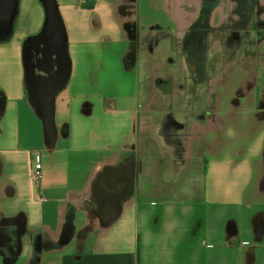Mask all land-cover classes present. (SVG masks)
<instances>
[{
    "label": "crops",
    "instance_id": "1",
    "mask_svg": "<svg viewBox=\"0 0 264 264\" xmlns=\"http://www.w3.org/2000/svg\"><path fill=\"white\" fill-rule=\"evenodd\" d=\"M51 7L46 109L24 47ZM148 25L142 0H0V264H264V39L238 61L209 43L193 73Z\"/></svg>",
    "mask_w": 264,
    "mask_h": 264
},
{
    "label": "rangeland",
    "instance_id": "2",
    "mask_svg": "<svg viewBox=\"0 0 264 264\" xmlns=\"http://www.w3.org/2000/svg\"><path fill=\"white\" fill-rule=\"evenodd\" d=\"M151 1L142 0V12L147 20H150V25L146 26L147 29L145 28L139 34L141 45L152 49L153 44L155 45L159 40L163 41L164 49L171 56L167 60L175 58L180 64L186 60L193 67L194 62L197 61V70L190 66L193 73L201 72V57L209 43L217 46L219 41L221 44V50H217L215 47L212 50L207 49L206 53L210 51L212 54L215 53L214 58L228 59L236 51V60L238 61L253 55L257 45L264 39V0H217L215 3L211 0H195L194 2L186 0L181 8L197 16L194 20L189 21L186 27H183L186 29H181V33L177 34L175 41L173 38L168 39V33H163L165 30L172 32L176 29V22L162 7V5L171 7L172 0H155L154 3L160 6V9L153 8L150 5ZM173 2L177 4L176 1ZM210 7L215 8L208 13L207 9ZM222 13L224 19H220ZM213 14L217 15L215 24L212 23ZM156 18H159L158 24L154 22ZM218 21L222 22L218 23ZM151 25L154 26L149 27ZM233 38H236V41ZM168 44L171 47L170 50ZM214 62L216 64L219 60Z\"/></svg>",
    "mask_w": 264,
    "mask_h": 264
},
{
    "label": "water",
    "instance_id": "3",
    "mask_svg": "<svg viewBox=\"0 0 264 264\" xmlns=\"http://www.w3.org/2000/svg\"><path fill=\"white\" fill-rule=\"evenodd\" d=\"M11 0H7L10 3ZM65 33L62 22L54 8L48 11L47 22L42 33L29 38L25 43V60L29 70L40 80V97L53 99L55 92L66 76ZM54 85L53 96L50 85Z\"/></svg>",
    "mask_w": 264,
    "mask_h": 264
},
{
    "label": "bare ground",
    "instance_id": "4",
    "mask_svg": "<svg viewBox=\"0 0 264 264\" xmlns=\"http://www.w3.org/2000/svg\"><path fill=\"white\" fill-rule=\"evenodd\" d=\"M173 1H176L177 2V4H175ZM182 0H172V2L170 3V11H171V13L173 14V16L178 20V23H179V25H180V27L182 28V29H184L183 27H186L187 25H188V20H184V16H185V14H187L188 13V11H186L185 9H182L180 6H179V3L181 2ZM191 2L193 1H195V0H190ZM194 18H195V14L193 13V15H191V19L192 20H194ZM192 20H190V21H192ZM54 85H56L55 83H53L52 85H50V88H51V93L49 94V95H47L48 97H52L53 96V90L55 89L54 88ZM46 100V99H45ZM43 98L41 99V104H43V105H46V107H44L43 106V108H48V106L52 103V99H49V100H47V101H45ZM45 109V110H46ZM45 113V115L47 116H49L50 115V111H44Z\"/></svg>",
    "mask_w": 264,
    "mask_h": 264
},
{
    "label": "built area",
    "instance_id": "5",
    "mask_svg": "<svg viewBox=\"0 0 264 264\" xmlns=\"http://www.w3.org/2000/svg\"><path fill=\"white\" fill-rule=\"evenodd\" d=\"M31 160L34 165V179L39 181L43 177V166L42 162L38 158V153L36 151L32 152Z\"/></svg>",
    "mask_w": 264,
    "mask_h": 264
},
{
    "label": "flooded vegetation",
    "instance_id": "6",
    "mask_svg": "<svg viewBox=\"0 0 264 264\" xmlns=\"http://www.w3.org/2000/svg\"><path fill=\"white\" fill-rule=\"evenodd\" d=\"M208 1V0H207ZM210 1V0H209ZM213 1L214 3L217 1V0H211ZM215 7H210L207 9V12L210 13L212 9H214ZM210 24V23H209ZM209 24H208V27H209Z\"/></svg>",
    "mask_w": 264,
    "mask_h": 264
},
{
    "label": "trees",
    "instance_id": "7",
    "mask_svg": "<svg viewBox=\"0 0 264 264\" xmlns=\"http://www.w3.org/2000/svg\"><path fill=\"white\" fill-rule=\"evenodd\" d=\"M30 264H38L37 258H36V259L34 258V259L31 261Z\"/></svg>",
    "mask_w": 264,
    "mask_h": 264
}]
</instances>
